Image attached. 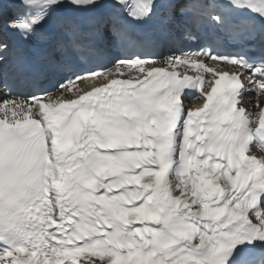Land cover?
I'll use <instances>...</instances> for the list:
<instances>
[{
	"label": "snow or ice",
	"instance_id": "6c2138e0",
	"mask_svg": "<svg viewBox=\"0 0 264 264\" xmlns=\"http://www.w3.org/2000/svg\"><path fill=\"white\" fill-rule=\"evenodd\" d=\"M10 3L0 0V16ZM41 3L48 15L0 29L26 40L68 10L48 62L34 71L13 64L17 90L5 84L0 95V264H264V159L248 154L264 150V0L195 6L259 44L252 58L129 53L150 42L137 25L158 7L168 11L158 27L167 36L185 8L178 0H135L132 19L117 10L123 0ZM98 8L121 52L110 68L78 73L66 63L69 46L81 59L104 53L81 47L71 17ZM103 24L96 19L97 32ZM7 51L0 40V75ZM206 58L234 67L217 71ZM61 72L71 75L42 87L41 76ZM188 96H202V107L186 109Z\"/></svg>",
	"mask_w": 264,
	"mask_h": 264
},
{
	"label": "bare ground",
	"instance_id": "6f19581e",
	"mask_svg": "<svg viewBox=\"0 0 264 264\" xmlns=\"http://www.w3.org/2000/svg\"><path fill=\"white\" fill-rule=\"evenodd\" d=\"M245 99H247V97ZM254 111H255V109H254Z\"/></svg>",
	"mask_w": 264,
	"mask_h": 264
}]
</instances>
